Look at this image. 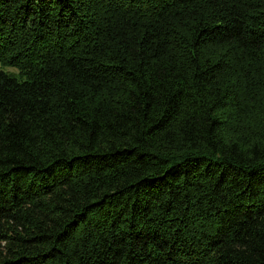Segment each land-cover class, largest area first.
Segmentation results:
<instances>
[{
  "label": "trees",
  "instance_id": "obj_1",
  "mask_svg": "<svg viewBox=\"0 0 264 264\" xmlns=\"http://www.w3.org/2000/svg\"><path fill=\"white\" fill-rule=\"evenodd\" d=\"M0 264H264V0H0Z\"/></svg>",
  "mask_w": 264,
  "mask_h": 264
},
{
  "label": "rangeland",
  "instance_id": "obj_2",
  "mask_svg": "<svg viewBox=\"0 0 264 264\" xmlns=\"http://www.w3.org/2000/svg\"><path fill=\"white\" fill-rule=\"evenodd\" d=\"M2 70L6 71V72H15V73L17 72L16 68L5 66L0 62V71H2Z\"/></svg>",
  "mask_w": 264,
  "mask_h": 264
}]
</instances>
